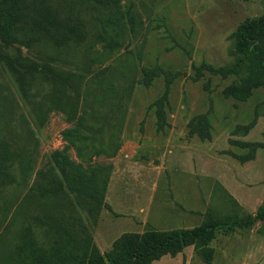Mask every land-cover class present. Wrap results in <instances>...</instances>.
Returning <instances> with one entry per match:
<instances>
[{"label":"rangeland","instance_id":"374dc122","mask_svg":"<svg viewBox=\"0 0 264 264\" xmlns=\"http://www.w3.org/2000/svg\"><path fill=\"white\" fill-rule=\"evenodd\" d=\"M263 15L264 0H23L0 44V264H75L124 233L264 210V86L244 87L258 71L235 48ZM209 245L210 264H264V221ZM149 264L205 263L190 246Z\"/></svg>","mask_w":264,"mask_h":264},{"label":"trees","instance_id":"16d2710c","mask_svg":"<svg viewBox=\"0 0 264 264\" xmlns=\"http://www.w3.org/2000/svg\"><path fill=\"white\" fill-rule=\"evenodd\" d=\"M23 0H0V44L10 41L14 27L21 13ZM115 19L116 26L119 23ZM110 22L111 19L108 18ZM235 48L237 53L252 59L258 74H253L243 80L247 89L264 86V15L258 19H246L237 29ZM216 72V71H212ZM69 131L63 132L65 140H69ZM59 170L64 172L70 167L66 150L53 153ZM51 182L55 177H51ZM92 197L100 205V199L94 194ZM258 218L264 221V210H259L255 216L244 221L229 220L206 223L193 230H173L169 232L146 231L139 233H124L111 245L110 250L102 255L95 245H90L84 256L75 264H149L166 254H176L186 247L192 246L196 254L205 264L212 261L213 250L210 242L214 233L221 229L233 230L236 227H248ZM73 259L67 255L60 264H72ZM33 264H48L41 258ZM56 264V263H51Z\"/></svg>","mask_w":264,"mask_h":264}]
</instances>
